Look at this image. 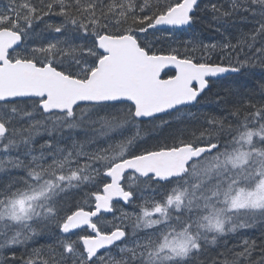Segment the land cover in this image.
<instances>
[{"label": "trees", "instance_id": "obj_1", "mask_svg": "<svg viewBox=\"0 0 264 264\" xmlns=\"http://www.w3.org/2000/svg\"><path fill=\"white\" fill-rule=\"evenodd\" d=\"M180 1L0 0V28H11L25 36L23 48L14 57L51 63L65 74L81 80L87 77L100 57L95 49V39L102 34L129 33L152 54H171L196 63L238 68L237 75L224 79L225 86L219 95H208L191 113V120L188 111L182 110L164 117L170 124L149 128L146 125L138 133L126 134L131 155L183 144L195 146L204 140L201 132H205V136L213 133L209 141L219 149L221 147V153L227 154L236 146L232 127L234 130L242 128L240 123L250 121L257 114L264 119V0H201L188 29L148 30L158 16ZM142 31L146 33H140ZM27 103L32 105L34 102ZM27 110L25 107L13 112L14 118L8 123L9 136L0 142V264H71L67 255L64 256L65 251H49L54 245L46 244V240L42 246L44 251H31V240L27 242V237L36 222H12L6 216L8 202L13 201L15 195L18 197L19 190H34H17V185L36 183L40 173L29 169H35L36 161L43 158L37 160L32 154L33 146L41 144L43 134L47 135L41 130L51 132L48 128L51 125L45 122L46 118L42 119L44 116L34 114L35 121H32ZM128 112L123 105L86 106L80 108L73 119L78 123L87 122L93 133L89 143L100 152L108 151L106 155H109L115 152L118 132L105 136L103 132L111 124L125 123ZM263 121L256 120L261 124L258 130L264 132ZM199 127L201 132H198ZM65 132L64 136L71 134L70 130ZM146 138L149 139L148 146ZM261 143L264 145V138ZM260 146L252 149L258 151L259 165L247 168L250 176H244L246 180L231 191L233 196L239 188L259 182L264 174V146ZM107 157L106 162H110V156ZM47 164L50 166V162L45 165L49 168ZM48 170L50 174L45 178L57 179V167ZM39 182L48 184L44 178ZM91 191L92 194L99 193L97 188ZM139 192L145 201L138 202L139 210L152 209L151 195L162 194L157 200L164 214L157 221L159 226L169 229L159 236L158 246L162 251H144L133 264H264V213L258 209L227 197L219 201V206L231 205L228 212L212 219L200 206L187 212L189 208L183 209V202L174 203L172 198L181 190L173 181L168 180L167 185L150 179L142 181L134 191L136 198H139ZM198 202L197 198L191 201L195 205ZM74 210L76 208L72 207L70 211ZM64 215L62 212L58 216V223L52 228L55 233L64 221ZM176 230H182L189 242L188 251L181 254L163 248L164 241L178 233ZM50 231V227L43 230L45 236ZM153 244L155 242L149 243L146 249H154ZM61 246V243H55L56 248L63 249Z\"/></svg>", "mask_w": 264, "mask_h": 264}, {"label": "water", "instance_id": "obj_2", "mask_svg": "<svg viewBox=\"0 0 264 264\" xmlns=\"http://www.w3.org/2000/svg\"><path fill=\"white\" fill-rule=\"evenodd\" d=\"M198 1L184 0L166 16L159 17L151 29L187 27ZM19 45L18 34L0 32V101L44 98L40 107L46 114L65 111L72 114L73 109L81 104L127 101L136 105L137 118L147 119L178 106L194 103L206 87L204 78L207 75L221 77L236 72L220 67L195 66L173 57H148L130 37L102 36L97 39V47L107 56L98 62L88 80L82 82L64 76L50 66L36 68L29 62L7 63V51ZM168 69L175 71V77L160 80L162 72ZM192 85L197 87V91L191 89ZM3 134L5 128L0 124V135ZM206 151V148L194 152H190L189 148H182L115 165L110 173L113 182L105 187V195L95 204L96 209L92 213L77 211L68 218L61 232L68 234L84 227L95 229L90 223L91 219L101 212H111V201H125L129 198L122 195L118 187L119 181L116 180L124 172L135 171L142 177H175L181 174L191 158H199ZM95 233L97 238L82 239L89 258L124 238V233L120 230L111 235H99L95 229Z\"/></svg>", "mask_w": 264, "mask_h": 264}, {"label": "rangeland", "instance_id": "obj_3", "mask_svg": "<svg viewBox=\"0 0 264 264\" xmlns=\"http://www.w3.org/2000/svg\"><path fill=\"white\" fill-rule=\"evenodd\" d=\"M118 128H119V125H112L111 124V126H108L107 127V131L106 132H109V131L115 132ZM92 134L93 133H91V129L88 127L87 122L77 123L73 127L72 136L74 138L79 137L81 139L88 140V139H91L92 138ZM121 149H123V148H120V149L117 150V152L115 153L116 156H120V154H121L120 153L121 152L120 150ZM61 162L64 163V164L67 163V166H66V169H67L66 170V174L72 175L73 174V170L76 169V167H77V165L75 164V162H77V159H75V157H69V155L67 154V155H65V160H61ZM246 162H247V159H244V160H242V161H240L238 163L232 164V165L235 168H241V167H243L246 164ZM62 167H64V166L62 165ZM213 170L216 171V169H213ZM95 171H97V170L96 169H91L90 170V172L93 173L94 176L95 175H98L97 173H95ZM222 172H225V171L222 169ZM64 174H60L58 177H61ZM206 174L209 175L211 173L206 172L205 175ZM204 182L206 183V181H204ZM205 183L199 189V192L201 193V195L199 197V203H200V205H201V207H202L203 210H208V209H206V207L204 205V199H205L206 193L207 192L217 193V192H219V189L217 188V186L214 185L216 183V181H212L208 185H206ZM254 194L249 195V196H243V202L246 203V204H248V205L250 203L251 206L256 207V206H258V204H257L258 201H259V204H260L261 201H264V198L259 200L258 199L259 197L254 196ZM54 196L56 198L57 195L56 194H53L51 192H48L47 193V197H46L47 198V201L54 200ZM25 207H26V204L19 199L17 201L16 208L18 210L22 211V210L25 209ZM214 208H216V207H210L209 209H214ZM21 213H22L21 216L17 215L18 218L20 217L21 220L28 218V216L24 212H21ZM162 231L163 230H161V229H154L153 231H151V234H153V238L159 239L158 235ZM156 234H158V235H156ZM146 240L147 239L145 237L142 238V240H141V245L142 246H144L146 244ZM124 245L125 246L120 247L119 251H125V250H128V249L131 248V244L125 243ZM163 248L166 251L168 250V251H171L173 253L181 254L184 251H188V249H189V242L187 240V237L184 236V234H182V233H176V234L170 235L168 237V239L164 241Z\"/></svg>", "mask_w": 264, "mask_h": 264}, {"label": "flooded vegetation", "instance_id": "obj_4", "mask_svg": "<svg viewBox=\"0 0 264 264\" xmlns=\"http://www.w3.org/2000/svg\"><path fill=\"white\" fill-rule=\"evenodd\" d=\"M1 108H2V106L0 107V112H1ZM1 114V113H0ZM1 116V115H0Z\"/></svg>", "mask_w": 264, "mask_h": 264}, {"label": "bare ground", "instance_id": "obj_5", "mask_svg": "<svg viewBox=\"0 0 264 264\" xmlns=\"http://www.w3.org/2000/svg\"><path fill=\"white\" fill-rule=\"evenodd\" d=\"M219 53V52H218Z\"/></svg>", "mask_w": 264, "mask_h": 264}]
</instances>
